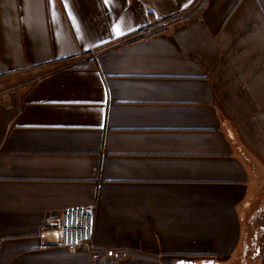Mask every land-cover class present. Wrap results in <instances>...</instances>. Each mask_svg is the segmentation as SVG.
Here are the masks:
<instances>
[{"label":"crops","instance_id":"0c3cea01","mask_svg":"<svg viewBox=\"0 0 264 264\" xmlns=\"http://www.w3.org/2000/svg\"><path fill=\"white\" fill-rule=\"evenodd\" d=\"M85 204L90 244L43 238ZM259 233L264 264V0H0V264H246Z\"/></svg>","mask_w":264,"mask_h":264},{"label":"built area","instance_id":"2783aa9c","mask_svg":"<svg viewBox=\"0 0 264 264\" xmlns=\"http://www.w3.org/2000/svg\"><path fill=\"white\" fill-rule=\"evenodd\" d=\"M95 215V204L76 205L50 214L45 220L42 236L48 243L68 249L90 244L94 237ZM93 258L100 260V255L94 253Z\"/></svg>","mask_w":264,"mask_h":264},{"label":"rangeland","instance_id":"374dc122","mask_svg":"<svg viewBox=\"0 0 264 264\" xmlns=\"http://www.w3.org/2000/svg\"><path fill=\"white\" fill-rule=\"evenodd\" d=\"M256 230V229H255ZM262 236H261V234L259 233V235H258V237L257 238H253V241H252V243L250 244V246H247V252H248V261L249 262H247L246 264H257V263H259V257L258 256H260V255H256L255 253H253V252H255V248L258 246V244H257V242H260V238H261ZM251 256V257H250ZM250 258H252V259H250ZM251 260V261H250ZM245 264V263H244Z\"/></svg>","mask_w":264,"mask_h":264},{"label":"water","instance_id":"95a60500","mask_svg":"<svg viewBox=\"0 0 264 264\" xmlns=\"http://www.w3.org/2000/svg\"><path fill=\"white\" fill-rule=\"evenodd\" d=\"M180 264H184V262H181ZM207 264H214V261H209Z\"/></svg>","mask_w":264,"mask_h":264},{"label":"trees","instance_id":"16d2710c","mask_svg":"<svg viewBox=\"0 0 264 264\" xmlns=\"http://www.w3.org/2000/svg\"><path fill=\"white\" fill-rule=\"evenodd\" d=\"M140 38H143V36H142V37H140Z\"/></svg>","mask_w":264,"mask_h":264}]
</instances>
